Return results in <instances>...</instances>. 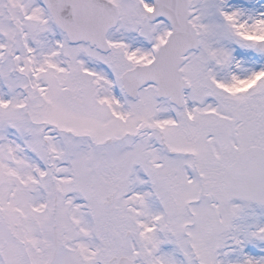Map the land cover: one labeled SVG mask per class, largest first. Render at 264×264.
Masks as SVG:
<instances>
[{"label":"snow or ice","instance_id":"snow-or-ice-1","mask_svg":"<svg viewBox=\"0 0 264 264\" xmlns=\"http://www.w3.org/2000/svg\"><path fill=\"white\" fill-rule=\"evenodd\" d=\"M0 264H264V0H0Z\"/></svg>","mask_w":264,"mask_h":264}]
</instances>
